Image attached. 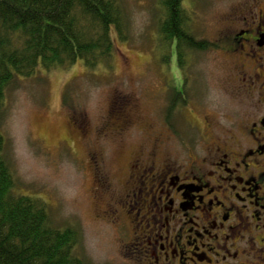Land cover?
Returning <instances> with one entry per match:
<instances>
[{"label":"flooded vegetation","instance_id":"obj_1","mask_svg":"<svg viewBox=\"0 0 264 264\" xmlns=\"http://www.w3.org/2000/svg\"><path fill=\"white\" fill-rule=\"evenodd\" d=\"M196 3L201 11L221 6L215 24L191 10L186 25L199 52L226 64L227 125L218 129L208 114L193 118L195 135H179L180 147L171 146L177 135L153 133L128 157L122 178L112 180L102 148L131 138L136 104L122 99L95 126L72 120L88 153L95 219L126 235L123 246L136 264H264V0ZM169 72L173 101L186 100L191 73L178 66Z\"/></svg>","mask_w":264,"mask_h":264},{"label":"rangeland","instance_id":"obj_2","mask_svg":"<svg viewBox=\"0 0 264 264\" xmlns=\"http://www.w3.org/2000/svg\"><path fill=\"white\" fill-rule=\"evenodd\" d=\"M118 1L125 23L122 37L112 31L115 52L110 60L92 69L78 61L16 79L6 91L0 123L14 191L43 201L54 226L78 231L74 252L85 264H136L137 257L123 246L126 235L95 219L99 204L93 196L88 153L72 120L79 127L84 121L95 126L101 118L112 115L122 99L134 101L137 125L131 129V138L121 145L106 142L102 148L112 180L122 178L128 157L153 133L177 135L171 146L180 147L179 135L187 141L195 135L189 125L193 118L199 120L208 114L215 118L218 129L227 125V72L222 58L180 48L184 64L179 63L172 43L160 36V1ZM183 7L186 17L193 10L197 18L212 24L222 16L221 6L216 9L214 3L206 11L198 8L196 0L185 2ZM206 33H211L209 27ZM173 61L183 75H192L185 105L173 101L175 94L166 83L167 66ZM169 112L173 115L170 128L164 126V115ZM95 149L93 145L91 150Z\"/></svg>","mask_w":264,"mask_h":264},{"label":"trees","instance_id":"obj_3","mask_svg":"<svg viewBox=\"0 0 264 264\" xmlns=\"http://www.w3.org/2000/svg\"><path fill=\"white\" fill-rule=\"evenodd\" d=\"M159 1L160 36L183 63L180 48L199 51L187 36L182 6L190 0ZM124 19L118 0H0V123L6 91L16 79L78 61L90 69L108 62L115 52L112 31L122 37ZM172 66L177 62L167 66V86ZM187 94L186 86L182 105ZM4 146L0 127V264H85L74 252L78 231L54 226L43 201L14 191Z\"/></svg>","mask_w":264,"mask_h":264}]
</instances>
